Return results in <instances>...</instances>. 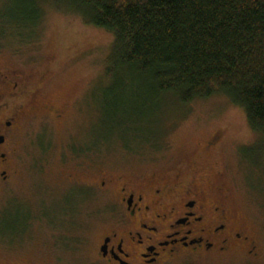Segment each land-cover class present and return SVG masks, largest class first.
<instances>
[{
    "label": "rangeland",
    "instance_id": "rangeland-1",
    "mask_svg": "<svg viewBox=\"0 0 264 264\" xmlns=\"http://www.w3.org/2000/svg\"><path fill=\"white\" fill-rule=\"evenodd\" d=\"M8 3L0 0V12ZM43 6L30 29L0 22V68L21 74L18 99L5 100L26 106L0 186V264H97L96 242L122 185L179 172L204 179L208 200L225 205L247 240L164 264H264V136L243 111L221 95L185 105L168 95L130 120L132 93L145 86L105 76L113 35ZM8 224L15 232L3 231Z\"/></svg>",
    "mask_w": 264,
    "mask_h": 264
},
{
    "label": "trees",
    "instance_id": "trees-1",
    "mask_svg": "<svg viewBox=\"0 0 264 264\" xmlns=\"http://www.w3.org/2000/svg\"><path fill=\"white\" fill-rule=\"evenodd\" d=\"M8 1L0 12L6 27L30 29L51 5L112 34L105 76L117 82L127 74L145 86L132 93L130 120L158 110L162 96L185 105L221 95L264 136V0ZM13 224L3 231L15 232Z\"/></svg>",
    "mask_w": 264,
    "mask_h": 264
},
{
    "label": "flooded vegetation",
    "instance_id": "flooded-vegetation-1",
    "mask_svg": "<svg viewBox=\"0 0 264 264\" xmlns=\"http://www.w3.org/2000/svg\"><path fill=\"white\" fill-rule=\"evenodd\" d=\"M17 79L21 74L0 68V186L9 182L14 165L9 155L15 154L9 138L21 130L26 110L5 100L6 95L18 99ZM185 178L179 172L173 178L125 182L109 209L111 226L96 242V263L164 264L184 253L225 252L246 245L247 238L234 229L225 205L208 200L204 179Z\"/></svg>",
    "mask_w": 264,
    "mask_h": 264
}]
</instances>
